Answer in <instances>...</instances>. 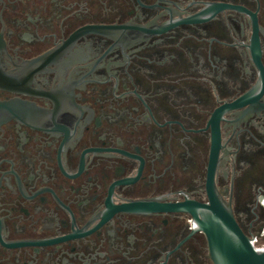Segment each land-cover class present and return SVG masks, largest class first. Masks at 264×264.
Here are the masks:
<instances>
[{"label": "flooded vegetation", "instance_id": "flooded-vegetation-1", "mask_svg": "<svg viewBox=\"0 0 264 264\" xmlns=\"http://www.w3.org/2000/svg\"><path fill=\"white\" fill-rule=\"evenodd\" d=\"M0 34V264H213L177 206L209 202L216 125L255 239L264 0H0Z\"/></svg>", "mask_w": 264, "mask_h": 264}, {"label": "water", "instance_id": "water-1", "mask_svg": "<svg viewBox=\"0 0 264 264\" xmlns=\"http://www.w3.org/2000/svg\"><path fill=\"white\" fill-rule=\"evenodd\" d=\"M0 41L2 36L0 34ZM256 37V43L258 44ZM260 57V53L257 54ZM264 75V73H263ZM17 106L28 104L17 102ZM221 148L219 130H213V140L208 173L207 204L186 202L178 209L193 216L195 231H202L207 238L209 255L213 264H264V246L256 247L237 222L233 209L218 195L214 175Z\"/></svg>", "mask_w": 264, "mask_h": 264}, {"label": "rangeland", "instance_id": "rangeland-1", "mask_svg": "<svg viewBox=\"0 0 264 264\" xmlns=\"http://www.w3.org/2000/svg\"><path fill=\"white\" fill-rule=\"evenodd\" d=\"M264 228V227H263ZM260 230V221L253 219L250 223H247V229L250 234H253L256 239V247L264 246V229Z\"/></svg>", "mask_w": 264, "mask_h": 264}, {"label": "built area", "instance_id": "built-area-1", "mask_svg": "<svg viewBox=\"0 0 264 264\" xmlns=\"http://www.w3.org/2000/svg\"><path fill=\"white\" fill-rule=\"evenodd\" d=\"M255 242H256V239H253V244H254V246H256V243H255Z\"/></svg>", "mask_w": 264, "mask_h": 264}]
</instances>
